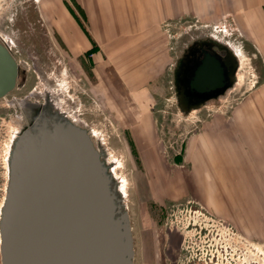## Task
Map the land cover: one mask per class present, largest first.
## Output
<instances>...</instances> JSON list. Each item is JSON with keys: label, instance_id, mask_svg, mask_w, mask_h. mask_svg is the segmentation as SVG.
Wrapping results in <instances>:
<instances>
[{"label": "crops", "instance_id": "1", "mask_svg": "<svg viewBox=\"0 0 264 264\" xmlns=\"http://www.w3.org/2000/svg\"><path fill=\"white\" fill-rule=\"evenodd\" d=\"M33 1L57 65L83 79L129 136L146 193L137 198L140 263L166 264L175 257L174 234L159 237L153 216L166 203L195 201L255 238V203L264 199V0ZM219 14L256 62L257 81L233 111L194 135L183 158L166 161L150 116L175 69L163 25L170 29L193 17L209 23Z\"/></svg>", "mask_w": 264, "mask_h": 264}, {"label": "rangeland", "instance_id": "2", "mask_svg": "<svg viewBox=\"0 0 264 264\" xmlns=\"http://www.w3.org/2000/svg\"><path fill=\"white\" fill-rule=\"evenodd\" d=\"M163 26L167 32L166 36L168 35L166 43L170 46L172 62L184 47L196 38H212L224 42L237 53L239 60L233 87L228 89L219 101L190 113L182 112L176 103L172 67L170 68L166 85L157 98L153 114L150 116L156 127L157 136L159 135L162 154L166 161L171 162L176 159L175 157H184L186 145H189L194 135L202 128L213 125L216 117L234 110L244 96L249 94L257 81L258 73L255 68L256 62L249 55V51L241 49L232 25L221 18L220 14L209 23H203L193 17L172 25L170 29L169 25ZM0 35L7 42L14 43L9 45L28 79L24 87L0 99L1 210L8 179L9 152L20 129L29 123L27 115L21 114L18 100H32V95L36 96V100H40L39 96L48 90L56 111L78 115L80 109L76 104L77 93L73 95L69 87L72 83L68 72L65 71L68 69L57 65L55 51L47 43L44 29L38 22L35 1L0 0ZM90 108L91 113L95 115L90 135L95 147L102 153V160L112 180L111 188L122 207V212L126 211L131 215L136 239L134 261L141 264L140 224L137 216L140 203L137 198L146 194L141 170L129 136L125 133L126 129L120 126L121 120L111 117L99 101L95 100ZM187 167L191 168L189 165ZM189 192V195H195L193 190ZM141 199H144L143 196ZM255 205V217L259 222V231L255 238H246L232 226V223L230 224L229 220L228 222L220 219L225 227L218 225L217 218L202 210L203 207L195 201L182 200L177 204L166 203L163 208L156 207L153 216L159 237L164 236L165 239V232L170 231L166 227H173L171 246L175 250V257L168 255L171 261L166 264H205L202 260L207 264H264V199L260 198ZM197 209L199 210L196 212ZM201 211L204 212L203 215L199 213Z\"/></svg>", "mask_w": 264, "mask_h": 264}, {"label": "water", "instance_id": "3", "mask_svg": "<svg viewBox=\"0 0 264 264\" xmlns=\"http://www.w3.org/2000/svg\"><path fill=\"white\" fill-rule=\"evenodd\" d=\"M17 72L0 43V99L14 89ZM219 74L214 81H220ZM200 76L196 73L194 83ZM7 166L1 264H133L128 213L122 212L102 153L84 128L36 123L14 139Z\"/></svg>", "mask_w": 264, "mask_h": 264}, {"label": "flooded vegetation", "instance_id": "4", "mask_svg": "<svg viewBox=\"0 0 264 264\" xmlns=\"http://www.w3.org/2000/svg\"><path fill=\"white\" fill-rule=\"evenodd\" d=\"M7 43L14 45L12 42ZM9 52L18 67L15 87L11 91L13 92L24 87L28 79L25 76L24 69L18 65L11 46ZM238 67L237 53L224 42L212 38L192 39L184 47L175 62L172 85L173 94L179 109L184 113H190L204 108L210 103L219 101L225 92L233 87ZM200 68H202V71ZM217 68L220 69V74ZM65 71L68 72V77L72 83L69 87L73 95L77 93L75 97L78 102L76 104L79 105L80 109L79 114L72 115L66 111H56L54 101L50 98L47 90L46 93L39 96L40 100H36L34 95L31 96L32 100H18L21 114L27 115L29 120L28 125L20 129L19 133L25 129H32L36 123L42 124L46 121L49 127L53 122L72 123L84 128L90 135L91 128L94 126L92 120L95 117L91 113L90 107L95 103V98L91 94L90 86L83 79L70 69ZM199 72L201 73V79L196 84L194 80L196 73ZM217 74L220 75L219 82L214 81V77ZM192 83H194V86H192ZM219 84L221 87L216 88ZM83 101L84 103H82ZM69 107L71 109V106Z\"/></svg>", "mask_w": 264, "mask_h": 264}, {"label": "built area", "instance_id": "5", "mask_svg": "<svg viewBox=\"0 0 264 264\" xmlns=\"http://www.w3.org/2000/svg\"><path fill=\"white\" fill-rule=\"evenodd\" d=\"M0 43H1L3 46H5V47L8 49V51H10V45L6 42L5 38H3L1 35H0ZM198 210H199V209H197L196 212H197ZM202 210H204V211L206 212V210H205L204 208H203ZM196 212L194 211V213H196ZM199 213H201L202 215L204 214V212H202V211L199 212ZM204 216H205V215H204ZM216 221H217L218 225H220V226H222V227H225L224 224H221L220 219H217ZM166 228H168L170 231L173 230V227H172V226H169V227H166ZM226 228H227V227H226ZM227 230H229V229H227ZM202 262L205 263V264H207L206 261H203V260H202ZM209 262H212V261L209 260Z\"/></svg>", "mask_w": 264, "mask_h": 264}, {"label": "bare ground", "instance_id": "6", "mask_svg": "<svg viewBox=\"0 0 264 264\" xmlns=\"http://www.w3.org/2000/svg\"><path fill=\"white\" fill-rule=\"evenodd\" d=\"M10 153V152H9ZM1 264V263H0Z\"/></svg>", "mask_w": 264, "mask_h": 264}, {"label": "trees", "instance_id": "7", "mask_svg": "<svg viewBox=\"0 0 264 264\" xmlns=\"http://www.w3.org/2000/svg\"><path fill=\"white\" fill-rule=\"evenodd\" d=\"M177 158V157H176ZM178 159V158H177Z\"/></svg>", "mask_w": 264, "mask_h": 264}]
</instances>
